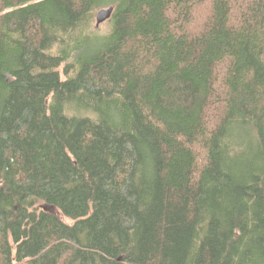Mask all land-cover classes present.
Segmentation results:
<instances>
[{"label":"trees","instance_id":"trees-1","mask_svg":"<svg viewBox=\"0 0 264 264\" xmlns=\"http://www.w3.org/2000/svg\"><path fill=\"white\" fill-rule=\"evenodd\" d=\"M0 264H264V0H0Z\"/></svg>","mask_w":264,"mask_h":264},{"label":"water","instance_id":"water-1","mask_svg":"<svg viewBox=\"0 0 264 264\" xmlns=\"http://www.w3.org/2000/svg\"><path fill=\"white\" fill-rule=\"evenodd\" d=\"M113 11H114L113 7L100 9L96 15V20H97L96 26L99 27L102 23L109 20L113 14Z\"/></svg>","mask_w":264,"mask_h":264},{"label":"rangeland","instance_id":"rangeland-1","mask_svg":"<svg viewBox=\"0 0 264 264\" xmlns=\"http://www.w3.org/2000/svg\"><path fill=\"white\" fill-rule=\"evenodd\" d=\"M98 11H99V10H98ZM98 11L96 12V15H97ZM107 21H108V20H107ZM96 23H97V20H95V26H96ZM104 24H105V22L102 23V24L98 27V28H100L101 31H103L104 29H106V26H105ZM96 27H97V26H96ZM45 208H46L47 211H50L51 213L57 215V216H58L60 219H62L64 222H66V223H70V222H71L69 219L64 218V217L61 215V213L59 212L58 209L53 208V207H47V206H45Z\"/></svg>","mask_w":264,"mask_h":264}]
</instances>
